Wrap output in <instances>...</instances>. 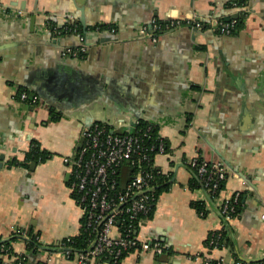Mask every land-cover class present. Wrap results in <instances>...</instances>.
Returning <instances> with one entry per match:
<instances>
[{
  "label": "crops",
  "instance_id": "obj_1",
  "mask_svg": "<svg viewBox=\"0 0 264 264\" xmlns=\"http://www.w3.org/2000/svg\"><path fill=\"white\" fill-rule=\"evenodd\" d=\"M241 1L228 8V0H0V242L10 240L28 264H80L58 247L80 233L83 219L65 159L75 156L82 131L95 122L122 131L144 121L170 143L154 166L172 177L152 218L141 220L135 234L165 251L133 250L117 264L264 259V0ZM236 13L244 25L233 34L209 29L211 21L226 22ZM71 16L78 18L77 30L57 35ZM157 18H196L206 25H180L154 42L140 30ZM81 45L87 48L83 59L62 53ZM47 79L60 94L52 106L17 99L23 89L37 93ZM32 140L50 158L33 171L13 165L25 159ZM195 157L227 167L212 203L204 187H191ZM236 194L239 215L228 221L234 249H210V233L226 226L220 205ZM194 202L205 203L206 215ZM31 231L39 237L34 249L27 245Z\"/></svg>",
  "mask_w": 264,
  "mask_h": 264
},
{
  "label": "built area",
  "instance_id": "obj_2",
  "mask_svg": "<svg viewBox=\"0 0 264 264\" xmlns=\"http://www.w3.org/2000/svg\"><path fill=\"white\" fill-rule=\"evenodd\" d=\"M17 13L22 14V11L18 10ZM237 22V19L229 22L214 20L208 27L210 30L230 35L237 30ZM150 25L142 27L140 33L156 42L159 35L177 26L187 25L203 29L206 23L196 18H177L165 22L154 19ZM76 30L77 25L70 22L61 29H56V33L60 36ZM116 30L113 26L112 31ZM62 53L66 57L83 59L87 48L84 45L66 46ZM17 99L31 107L41 105V98L35 93L20 92ZM124 122L122 120L121 123L125 124ZM136 125L137 123L135 131L131 133V124L125 131H121L107 122H95L82 131L84 140L75 156L65 159L70 166L69 187L72 195H76L73 198L82 211V226L96 236L91 249L75 255L80 264H89L92 260L103 258L106 259V264H117L125 254L133 250L154 252L158 255L165 251L159 242L141 241L137 236H133L134 222L148 218L155 211L157 198L154 193V181L161 171L154 166V160L157 154L167 153L163 137L158 138V144L150 141V132L156 127L155 124L149 123L145 130L138 133ZM125 162L130 163L134 170L128 182L121 186V169ZM190 167L205 190L211 196H218L227 178L226 165L221 161L195 157L190 161ZM238 201L239 195L236 194L220 205V212L227 221L234 217L232 214ZM218 231L220 230L212 232L215 235ZM24 235L30 237L27 233ZM37 240L39 242V237ZM219 241V238L212 237L209 245L216 248ZM58 247L65 257L70 258L71 250L66 248L64 242H60ZM0 257L12 258L15 264H28L25 255H15L11 247H6L2 242ZM205 264L217 263L206 260ZM233 264H264V259L253 262L238 260Z\"/></svg>",
  "mask_w": 264,
  "mask_h": 264
},
{
  "label": "trees",
  "instance_id": "obj_3",
  "mask_svg": "<svg viewBox=\"0 0 264 264\" xmlns=\"http://www.w3.org/2000/svg\"><path fill=\"white\" fill-rule=\"evenodd\" d=\"M242 1L241 0H228V2L226 3V6L228 8H233V7H239L242 5ZM159 22H165V20H161L159 18L156 19ZM237 29H240L243 27L244 25V16H241L238 20H237ZM102 27H107V25H103ZM27 92L28 94H33L32 92H30L29 90H20V92ZM59 117H56L55 119H58ZM149 126L148 122H138L136 125V131L137 133L140 130H145L147 127ZM123 133V132H122ZM151 138L150 141L155 142L156 144L159 143V129L158 128H152L151 132H150ZM165 144H166V152H170V143L165 139ZM51 156V153L45 149H42L40 144L36 141V140H32L31 141V145H30V149L26 152L25 154V159L23 161H19L17 159H14L12 161L13 165H19L22 167H27L30 166L31 162H37V163H43L45 161H47ZM133 168L131 166L130 163L125 162L122 166L121 169V176H120V184L121 186L126 184L130 178V174L133 172ZM193 170V169H192ZM195 172V171H194ZM196 174V173H195ZM196 176V175H195ZM171 174H165L163 172H160L159 174L156 175V179L154 181V187H155V196L158 200L160 193L167 191L169 189V187L171 186L170 183V179H171ZM69 184V183H68ZM203 187L201 181L199 180V178L196 176L192 182H191V187L196 188V187ZM224 186V184H223ZM222 186V187H223ZM72 196H76L75 194H73ZM213 197H215L214 195H212ZM241 199H239V201L237 202V204L235 205V212H233V216L237 217L239 215V211H240V205H241ZM193 206L198 210V212L203 213V215H206L207 211L205 210V203L203 202H194ZM153 213L148 217L149 219L152 218ZM82 223H83V219H82ZM138 221L134 222V228L136 230V228L138 229ZM31 234V239L27 240V245L29 249H34L35 247H39V245L37 244L38 240V234H34L32 231L29 232ZM133 236H137L135 233H133ZM212 237H217L219 238V245L216 248H224V247H230L231 249H234V242L232 239V234L230 229L227 226H224L220 231H218L215 235L213 232L210 233L206 244L209 245V241L211 240ZM68 238H70V240H68ZM68 238H64L61 242H64L66 245V248H69L71 250V255L70 258H74L75 255L77 253L80 252H85L87 250H89V248L91 247L92 243L94 242L96 236L95 234L90 233L89 231L85 230V227L82 226L81 231L78 235L76 236H72V237H68ZM12 239H16V237H13ZM2 244H4L6 247L10 246V240H6L3 241ZM210 246V245H209ZM215 247L210 246V249H213ZM12 250V249H11ZM126 255V254H125ZM124 255V256H125ZM124 258V257H123ZM122 258V259H123ZM100 261L105 262L106 259H99ZM122 260H120L119 262H121ZM0 264H3V260L0 258ZM117 262V263H119ZM12 264H15V262Z\"/></svg>",
  "mask_w": 264,
  "mask_h": 264
},
{
  "label": "water",
  "instance_id": "obj_4",
  "mask_svg": "<svg viewBox=\"0 0 264 264\" xmlns=\"http://www.w3.org/2000/svg\"><path fill=\"white\" fill-rule=\"evenodd\" d=\"M71 18H75L73 20V23L77 24L78 23V18L74 17V16H71ZM226 19V22H229L231 21L232 19H239V13H236L235 15L233 16H229L228 18H225ZM151 26V25H150ZM195 30V29H194ZM43 82L39 85V88H36V91L37 93L35 92V94H37L40 98H41V105L42 106H52V103H51V99H57V97L60 95L59 94V90H58V87L57 85H54L52 83L49 82V80H42ZM78 85V91H80L84 96L88 95V90H85L83 89L84 86L81 84V83H76ZM63 97L65 96V94L63 92H61ZM68 98V97H67ZM86 128V127H85ZM127 129V128H125ZM125 129H123L122 131H125ZM130 132L133 133L135 131V122H132L130 128H129ZM28 140V139H27ZM31 140V139H30ZM84 138L82 136L81 140H80V143L78 144L77 146V150H79L82 146V142H83ZM29 141V140H28ZM37 162H31V165H30V168L31 170H35L36 166H37ZM70 179V173L67 174V178L66 180L69 181ZM206 194H207V197H208V200L212 203L213 200L210 196V194L205 190ZM220 215H221V218L222 220L224 221L225 225L230 229V226H229V223L228 221L226 220V218L223 216V214H221L220 212ZM231 230V229H230ZM97 235H98V232H97ZM95 241L92 243L91 247L89 249H91L94 244H95Z\"/></svg>",
  "mask_w": 264,
  "mask_h": 264
}]
</instances>
